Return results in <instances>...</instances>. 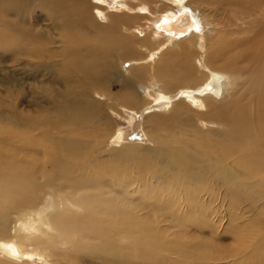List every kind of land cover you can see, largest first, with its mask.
Instances as JSON below:
<instances>
[{
    "label": "bare ground",
    "instance_id": "6f19581e",
    "mask_svg": "<svg viewBox=\"0 0 264 264\" xmlns=\"http://www.w3.org/2000/svg\"><path fill=\"white\" fill-rule=\"evenodd\" d=\"M94 1L95 6L106 2ZM93 4L88 0H0V53L13 61L24 58L34 68L31 76L35 78L53 71L55 61L62 70L51 81H42L40 92L45 102L38 106L39 111L24 113L20 107L0 110V235L11 230V236L0 237V264H34L35 259L46 264H79L78 251L91 230L101 236L99 240L108 242L102 251L109 264H196L194 256L201 263L207 259L218 261L211 253L185 250L178 252L179 260L167 261L156 255V248L150 246L153 241L146 239V228L140 226L135 213L145 207L147 200H161L156 197L158 188H149L141 198L130 201L111 189L112 181H119V190L126 185V179L121 178V170L126 168L124 160L113 167L116 172L112 171L111 180L103 182L105 176H92L95 166L88 154L110 127L99 121L102 106L86 93L74 92L71 84L64 91L53 92L49 87L70 79L68 68L81 73L88 87L104 83L115 64L114 51L121 50L125 57L135 54L136 44L142 45L147 54L133 63L141 65L138 75L154 77L144 96L150 101L142 107L143 111L149 108L144 117L146 134L159 136L163 126L174 123L179 143L178 154L176 151L174 155L178 169L158 166L154 158L144 157L139 163L148 168L147 172L154 168L170 172L168 183H182L187 188L182 222L211 224L205 218L215 211L217 187L213 181L227 188V201L237 207L242 203L238 189L244 188L239 178L264 176V0H120L119 9L102 5L97 8L105 23L94 15ZM36 10L40 17L34 14ZM133 18L144 21L143 26L137 25L141 40L122 32V25ZM43 24L45 29L41 28ZM149 35L153 48L144 47ZM192 56L194 65L190 63ZM145 65H149L148 72ZM164 71L169 78L185 84L180 82L169 89ZM237 80H241V87L234 89ZM144 97L140 93L129 95L120 106L139 114L133 105ZM5 113L10 116H4L6 121ZM192 113L199 116L196 121L201 124L221 126L218 137L211 135L208 127L198 131ZM126 148L118 156L124 157ZM42 153L58 171L43 176L47 177L44 183L54 184L60 177L72 182L69 202L54 189L37 198L44 184H40L35 164L30 161ZM20 154L30 160L18 158ZM118 156L111 157L112 161ZM78 167H84L89 176H71ZM206 195L212 201H206ZM234 210L228 231L237 251L247 258L244 264H264V244L258 242L255 251L249 252L247 240L255 235L246 230L263 222L251 220L243 226L240 213ZM118 235L126 242L117 239Z\"/></svg>",
    "mask_w": 264,
    "mask_h": 264
},
{
    "label": "rangeland",
    "instance_id": "374dc122",
    "mask_svg": "<svg viewBox=\"0 0 264 264\" xmlns=\"http://www.w3.org/2000/svg\"><path fill=\"white\" fill-rule=\"evenodd\" d=\"M88 1L92 4L94 3L93 5L95 6L94 0ZM119 1L120 0H106L105 3H99V6L102 5V7L104 8L115 7L119 9ZM99 6H95L93 10L94 15H96V17H98V19L102 21V23H105L107 20L104 18V16H100L102 18L101 19L99 17V14L97 13V8H99ZM34 14L40 17L37 10ZM127 23L128 24H126L124 27L122 25V32L128 36H133L136 39L141 40L143 36H141L137 25L143 26L144 21L140 18H133ZM41 28L45 29V24H43ZM146 39L148 40V45L144 47L153 48L154 46H150V35ZM141 47L142 45L136 44L137 51L135 52V54L127 55L125 57H123L121 50H115L113 55V61L115 64L111 68H109V77L105 80L104 83L88 87L89 85H85L82 81L81 73L68 68V72H72V74L69 75L71 77V80L67 79V81L65 79H62L58 85L52 84L50 86L48 84L50 86L49 88L53 92L54 90L64 91L65 88L67 89L69 84H71L73 86V90L75 89L74 92L79 94L86 93V96H88L90 99H94L100 102V105L102 106L99 121L101 122V124L103 122H107L110 126L108 129L110 130H108L106 126L105 127L107 131L101 130V132H104L103 135L99 137L97 141H95L94 145L92 144L93 149L91 148L88 154L89 162L93 163V167L95 166V168H93L94 170L92 176H100L101 178L105 176V180L103 182L109 181L111 180V178H113L112 173L116 172L113 167L115 165L116 167L119 166V161L123 162L124 160L126 163V168L121 170V175L123 174L124 176H121V178L122 180L123 178L126 179V185L124 183V185L121 187L122 190H119V188L117 187V183L119 181H116V184L112 181L110 183L112 185L111 189L119 192L122 198L127 197L129 201L130 199L141 198L144 195V192H147V189L149 188L153 189L154 186H156V189H159L155 190V192H159V195H157L156 197L160 198L161 200H159V202L147 200L148 202H146L145 207H143L142 210L136 211L135 213L136 216H139L140 226L146 228V239L148 241H153L150 246L153 249L156 248L157 252L155 253L159 258L160 256H163L167 259V261H171V259L179 260L178 252H180V250H185L194 253L200 252L202 254L211 253L210 256H216L220 259L218 261L215 259H207L205 263H201L202 260L198 258L196 259L194 256V258L192 259L194 260V262L196 261V264H244L245 262H247V258L237 251L236 244L232 239L233 236L228 231V226L231 222V213L233 212L234 208V211H238V213H240L239 221L243 226L252 223L251 220H260L263 222L262 224H258V226H248V228L250 229L246 228L249 235H255L253 239L247 240V250L249 252H254L258 247V242L259 245L264 244V188L262 189L263 186H261V182H264V176H252L248 180L242 177L239 178V180L243 182L242 184H244V188L238 189L237 194L242 203L237 207H235V205L230 202V200L227 201V188L222 186L218 187L217 184L214 185L213 181L212 185L214 187H217V196L213 201L215 211L212 209V211H214V214L212 213L210 214V216H206L205 218V220L210 221L211 224L207 225L206 223H203L201 225L192 224L191 222L184 223L181 221V216L186 212V209L184 207L187 203L184 202L183 198L184 193L187 192V188H184L182 186V183H168L167 178L168 176H170V172H163L164 170L158 171L157 168H154L153 170L147 172L146 170L148 168L142 167L139 163L141 159H144V157L154 158L156 160L158 159V166H174V169H178L176 166L174 155L178 149L177 146L179 143L176 136L177 134L175 133V131H173V128L175 126L174 123L163 126V131L159 132V136H156L154 132L153 134L148 136L146 134L147 129L144 126V121L149 108L145 109L144 111L143 109L146 106L144 104L146 102H149L150 99H146L144 96L146 94L145 92L147 91V86H149V83H154V77L148 75L147 73L144 74V76L138 75V69L141 67V65H135L133 61L144 58L147 54L146 50L141 49ZM190 63L191 65L195 64V58H193V56L190 59ZM217 63L220 64V62ZM54 64V67H52L51 69L53 71H50L51 73L47 72L46 75L40 74L36 77V79L35 77L31 76V72L35 71L34 68L32 69L31 66L29 67V64L24 58H19L18 60L13 61L6 55H2L0 53V100L2 101V103H0V110L10 111L11 108L15 109L16 107H20L24 113H35L39 111L38 106H40V104L42 105L45 102L44 96H42V93L40 92V85H43L42 81L45 79H47V81H51L52 78L56 77L57 72L60 71L58 69V66H56V61ZM144 67L146 68L145 71L148 72L149 65H145ZM165 72L166 71L163 72V77L167 82V87L169 89H174L181 84H185L183 80L169 78L165 74ZM79 84L82 86V88ZM83 84L85 85V88L87 87L86 89H84ZM232 87L234 89L240 88L241 80H237ZM136 93H140L141 96L144 97L142 98L143 101H138L137 104L133 105V107L135 108L138 107L137 109L140 110L139 114L136 112H132L129 109L124 110L125 107H122V105L120 106V104H123L124 99H127V96H135ZM226 95L227 98H229L228 93ZM52 102L58 105V102ZM9 113L3 114V119L4 116L9 118ZM191 115L194 120L193 124H198L196 128L198 131H200V129L207 130V125L197 122L199 116L196 113H192ZM131 116L133 117L132 119L130 118ZM208 128L212 129L211 135H213L214 137H218V130H221V126L210 125ZM193 129L196 130L194 127ZM169 137H171L172 139L170 140ZM164 138L167 139L164 140ZM113 139H118V142L113 143ZM125 148L128 152H124V157L118 156L120 154H123V149L125 150ZM43 154L44 153H42L38 158L33 159V161H30L35 164L34 167L37 174L36 176H38V178L42 181L40 184H44L43 186L41 185L39 187V189L42 187L44 188L37 192V198L42 195L43 192L54 189L57 194L64 196V199L69 202L68 199H70L71 195L69 191L71 190V188H74L71 187L73 185L72 182H68L65 177H60L59 179L55 180L54 184H47L46 182L44 183L47 177L43 176H52L55 172L58 171H55L56 169L54 168L55 166H53L52 160L49 159L47 155ZM115 155L120 157V160L114 158V161H112V158L115 157ZM18 158H25L26 161L30 160L29 157H24V155L22 154H20ZM82 168L84 169V167L75 168L71 176H89L88 172H85V169L82 171ZM76 169L77 171H75ZM104 171L107 172L105 173ZM172 171L176 173L178 170ZM56 175L65 176L63 173H57ZM211 177L214 179L215 176ZM216 177L219 178V176ZM220 178H222V176H220ZM210 181L208 182V186L212 187ZM245 182H247V185H245ZM248 183L251 185H248ZM169 184L172 186H170ZM204 198L208 202H210V200L212 201V199L208 195H206ZM127 206L132 207L133 205ZM216 210H218V214ZM79 212L80 214L83 213L80 209ZM240 216H242V218H240ZM8 224L12 226V222H9ZM7 232V235H0V237L11 236L10 228ZM92 232L93 230L89 231V237L85 238L83 240L84 242L81 243L82 248H80L78 251L81 257V261L79 262V264H109L105 258V254H103L102 251L103 248L108 245V242L104 243L103 240H99L101 239V236L97 235L96 233L93 234ZM256 236L258 238V241ZM116 238H119L122 243L126 242V240H123L119 235ZM101 244L103 247L101 246ZM155 244L159 246L157 247V245ZM96 249L98 251H96ZM160 250H162V252ZM90 252L93 253V255ZM98 253H100V255ZM57 257L58 261H62L61 256ZM57 257H55L54 259H56ZM38 262L39 261H36L35 259V262L33 263L46 264L45 261L40 263Z\"/></svg>",
    "mask_w": 264,
    "mask_h": 264
}]
</instances>
